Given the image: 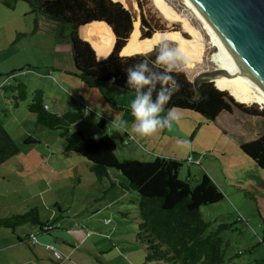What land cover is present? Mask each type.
<instances>
[{"label":"rangeland","instance_id":"obj_1","mask_svg":"<svg viewBox=\"0 0 264 264\" xmlns=\"http://www.w3.org/2000/svg\"><path fill=\"white\" fill-rule=\"evenodd\" d=\"M9 1L8 6L0 0V120L18 152L0 164V217L10 218L36 208L40 221L54 220V230L46 238L54 246L56 235L66 241L61 246L70 261L63 258L61 264H156L144 260L145 243L136 235L138 194L122 188L126 179L119 171L111 169L109 178L99 182L84 158L64 154L66 141L59 130L37 124L27 109L33 91L41 89L50 112L80 114L70 131L79 130L86 137L108 134L121 161H137L139 154L149 150V142L140 147H134L133 142L122 145L127 137L122 129L130 134L135 131V139L151 137L161 146L176 147L181 162L178 178L195 185L205 173L223 194L221 200L199 209L203 220L209 222L208 231L227 225L219 231L224 255L221 264H264V171L239 148L240 143L264 132V106L240 103L225 91L246 111L233 107L230 113H220L208 122L198 113L172 108L179 113L174 120L165 111L172 137L157 126L163 127L165 117L156 114L157 125L151 132L142 133L137 130L140 120L132 108L142 96L105 83L99 86L108 85L109 90L88 87L74 75L69 44L56 39L52 32L33 30L34 18L40 15L31 13L27 2ZM122 2L132 14L133 1ZM146 2L164 31L173 32L176 40L164 39L174 42L171 51L181 48L187 56L186 65L175 60L191 82L201 70L215 69L210 61L214 47L182 0ZM141 49L143 46L133 38L128 51ZM11 78L26 86V98L17 107L11 104L12 93L3 88L13 81ZM201 80L208 79L198 82ZM57 97L63 101L55 103ZM172 133L180 134L182 141L177 145V136ZM28 136L35 142L26 143ZM188 144L200 147L189 154L190 159L183 153ZM189 166L200 173L188 175ZM35 229L36 225L27 222L17 231ZM44 250V255H53L52 249Z\"/></svg>","mask_w":264,"mask_h":264},{"label":"trees","instance_id":"obj_2","mask_svg":"<svg viewBox=\"0 0 264 264\" xmlns=\"http://www.w3.org/2000/svg\"><path fill=\"white\" fill-rule=\"evenodd\" d=\"M2 1L11 5L9 0ZM22 1L30 5L31 13L40 15V18H34L33 30L52 32L56 39L69 44L74 75L90 88L105 83L142 97L147 95L150 103H156L164 94L170 98L162 102L160 108L165 111L171 108L189 110L208 122L220 113H230L233 107L246 111L242 104L234 102L211 81L197 82L199 92L175 59L167 63L158 59L162 52L171 51L174 42L161 39L153 43L154 37L165 34L169 39L176 38L173 32L164 31L159 19L147 8L146 0H126L127 3L133 1V15L122 0ZM133 38L143 49L128 51ZM133 72H142L148 83L131 80ZM11 79L13 81H8V86L3 88L5 92L12 93L11 104L17 107L18 102L26 98V86L21 80ZM27 109L34 114L37 124L59 130V136L66 141L64 154L84 158L89 172L99 182L109 178L110 170L114 169L126 179L121 183L122 188L138 194L136 235L145 243V261L156 264L223 262L219 231L227 225L208 231L209 222L203 220L199 210L200 206L223 198L207 174L203 173L192 185L190 181L178 178L179 160L157 156L149 161H121L108 134L86 137L79 130L70 131V126L80 118V114L70 110L50 112L44 107L41 89L33 91ZM164 117L166 119V113ZM157 126L164 128L165 121L163 127ZM25 142H35V139L28 136ZM239 148L264 171V132L240 143ZM17 152L16 143L0 120V164ZM27 222L36 225V232L30 233H37V237L50 235L54 230V220L40 221L36 208L10 218L0 217V228L16 233V229ZM46 223L52 229L42 232L41 227ZM30 233L26 236L28 242Z\"/></svg>","mask_w":264,"mask_h":264},{"label":"water","instance_id":"obj_3","mask_svg":"<svg viewBox=\"0 0 264 264\" xmlns=\"http://www.w3.org/2000/svg\"><path fill=\"white\" fill-rule=\"evenodd\" d=\"M191 2L198 8L204 21L217 32L230 60L250 75L264 92V0ZM220 73L227 72L216 68L201 70L192 84L197 89L198 80H212Z\"/></svg>","mask_w":264,"mask_h":264},{"label":"crops","instance_id":"obj_4","mask_svg":"<svg viewBox=\"0 0 264 264\" xmlns=\"http://www.w3.org/2000/svg\"><path fill=\"white\" fill-rule=\"evenodd\" d=\"M98 59H100V58H98ZM106 86H107V88H104V87L101 88L100 86H99V88L102 91L109 90L110 89V88H108L109 86L108 85H106ZM93 88H96V87H93ZM43 101H44V99H43ZM58 101H63V99L58 98V97L55 98V103ZM44 105H46L47 109H49V105L46 103V101H44ZM171 110H172V108L167 110V111H169V113H170V112H172ZM155 114L158 118H164L165 110L160 108V111H158ZM164 121L166 122V119ZM170 123H171L170 121H167V124L165 123L166 124L165 127L162 128V129H164L163 133L167 132L168 134H170L169 131H167V128L170 125ZM178 130L181 133L183 131L182 126H179ZM122 131L124 133V136H132L133 137L128 142L127 145H129L130 143L133 142L134 147L135 146L140 147V146H142L141 143L147 145L149 142V146H148L149 150L142 149L147 154H144L143 152L141 154H139L138 159H136L137 161H149V160H152V158L154 159L157 156L162 157V158H166V159L178 160L177 156H180V153H178L176 151V147H172L170 149V148H168L169 147L168 144L165 146H161V144H162L161 142L155 141L151 137L149 139L145 138V137L140 138V139H135L134 138V136L136 135L135 131H131L132 132L131 134L128 131H126L125 129H122ZM172 134L177 136L176 142H175V145H177L180 142L179 140H181L179 137L180 134H178V135L176 133H172ZM170 137H172L171 134H170ZM164 144H166V142ZM122 145H124V144H122ZM199 148L200 147H198V146L193 148L190 144H188L187 149L183 150L184 151L183 153L186 155L188 154V158H189V154H191L193 152L196 153L199 150ZM115 154H116V152H115ZM130 158H132V157H130ZM125 160L131 161L134 159H125ZM195 160H197V158ZM190 167L191 166H189L187 168L188 175H190L191 173H197V174L200 173L199 171L196 172L195 169H190ZM53 226H55V225H53ZM35 230H37V229H35ZM30 232L31 231H29V232L25 231V232L21 233L19 230L17 231V229H16V233H14V232L9 231L8 229L0 228V264H61V262H64L63 258L68 260V258H66L64 256L65 251H66L64 249H66V248L65 247L62 248V246H61L62 243L66 242L64 239H62L61 237L56 235L54 237V240H53L56 242V246L53 245L54 248L52 249L54 251L53 255L52 254L44 255L45 254L44 249H46V245L52 244V243H49L51 240H48L46 238L48 235L47 234L40 235V237H43L41 239H39L40 237L38 236L37 242L34 244H31L30 242L27 241V238H26L27 234ZM69 254H71V253H69ZM69 261H70V259L67 262H69Z\"/></svg>","mask_w":264,"mask_h":264},{"label":"bare ground","instance_id":"obj_5","mask_svg":"<svg viewBox=\"0 0 264 264\" xmlns=\"http://www.w3.org/2000/svg\"><path fill=\"white\" fill-rule=\"evenodd\" d=\"M186 8L199 21L202 30L209 38L214 50L210 55V61L216 69L225 70L227 73H220L213 77L212 81L219 90L227 91L236 101L245 104L256 103L264 106V92L239 65H235L224 51L217 32L209 26L202 18L198 8L191 0H182Z\"/></svg>","mask_w":264,"mask_h":264},{"label":"clouds","instance_id":"obj_6","mask_svg":"<svg viewBox=\"0 0 264 264\" xmlns=\"http://www.w3.org/2000/svg\"><path fill=\"white\" fill-rule=\"evenodd\" d=\"M161 39H169V37L165 34H158L154 37L153 43L158 42ZM158 59L165 63L173 61L174 59H180L183 60L184 65L188 62V58L181 48H176L173 51H164ZM130 79L136 81L137 83H148V80L142 72L131 73ZM165 79H167V77H165ZM169 98V96L161 94L156 103H150L148 96L145 95L132 103L133 114L140 120V123L137 126L138 131L142 133H149L153 130L154 126L158 123V120L154 118V114L160 111V104L167 101ZM169 116L172 119L177 120L179 118V113L173 111L169 113Z\"/></svg>","mask_w":264,"mask_h":264},{"label":"built area","instance_id":"obj_7","mask_svg":"<svg viewBox=\"0 0 264 264\" xmlns=\"http://www.w3.org/2000/svg\"><path fill=\"white\" fill-rule=\"evenodd\" d=\"M45 108H47L46 105H44ZM132 136H127L123 141L122 144L127 145L130 139H132ZM190 159V158H189ZM52 229V226L49 223H46V225L41 227L42 232H46L48 230ZM37 233H30L28 235V240L31 244H34L37 242ZM46 248H54L52 244L46 245Z\"/></svg>","mask_w":264,"mask_h":264}]
</instances>
